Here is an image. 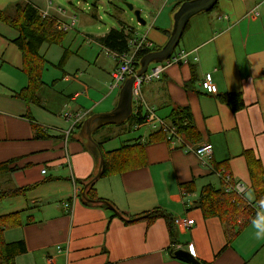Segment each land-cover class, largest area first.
<instances>
[{"label": "crops", "instance_id": "obj_1", "mask_svg": "<svg viewBox=\"0 0 264 264\" xmlns=\"http://www.w3.org/2000/svg\"><path fill=\"white\" fill-rule=\"evenodd\" d=\"M19 1L0 0V14ZM27 1L40 16L48 11V18L67 30L62 45L42 47L41 55L48 64L40 105H27L13 97L28 85L23 55L14 44L19 33L0 21V88L5 91L0 94V164L14 161L11 167L18 168L4 178L3 189L31 188L25 195L0 202V216L21 214V225L5 233L8 242L26 244L27 252L17 258V264H187L174 258L177 250L192 252L206 264H264V235L257 238L259 229L254 227L256 222L264 228V208L256 203L244 155L253 152L264 167V0H219L215 10L195 16L182 40L190 63L166 66L161 80L142 87L146 105L134 108L126 129L111 125L96 132L93 138L103 151L146 142L158 131L140 122L148 106L167 123L173 109L188 108L200 135L196 142L182 137L179 142L150 143L145 147L146 167L102 177L94 185L96 197L110 202L129 220L127 224L102 204L82 199L90 178L99 172V164L84 147L78 126L94 114L113 111L119 101L120 88H112L116 63L99 40L125 26L134 29L135 39L145 38L161 49L173 25L170 12L163 11L151 25L146 21L145 27L140 23L135 26L130 17L105 33H84V29H75L78 20L73 11L54 7L52 0ZM180 1L172 4L176 5L173 13ZM145 2L153 8L162 1ZM169 2L164 0L161 8ZM256 7L260 16L246 17ZM90 15L99 21L95 14ZM138 27L145 29L142 32ZM65 51L70 56L59 68ZM193 70L196 82L193 90L186 89ZM207 75L218 88L215 95L201 87ZM228 94L240 96L234 103L242 101L243 108L234 111L223 102L221 97ZM65 114L70 118H64ZM85 114L75 125L77 117ZM33 124L50 138L36 139ZM126 132L134 137L125 138ZM185 143L193 148L211 144L212 159L199 158ZM215 164H226L232 182L246 186L245 200L259 212L237 236L233 233L241 227L240 221L235 230L227 232L219 218L206 219L196 206L204 187H226ZM189 183L195 186L193 193L183 188ZM66 203L71 207L66 208ZM154 210H163L175 220H189L193 226L187 230L176 224L174 245L164 219L151 225L145 219L130 221Z\"/></svg>", "mask_w": 264, "mask_h": 264}, {"label": "trees", "instance_id": "obj_2", "mask_svg": "<svg viewBox=\"0 0 264 264\" xmlns=\"http://www.w3.org/2000/svg\"><path fill=\"white\" fill-rule=\"evenodd\" d=\"M185 1L187 0H181L178 8ZM0 21L6 23L19 33V37L14 41V44L19 48L23 55V72L28 78V85L26 88L19 92H14L13 97L25 102L27 105L34 104L39 106L40 93L44 87L43 73L48 64L44 56L41 55V49L45 45H62L66 38V32L59 30V23L54 18L41 17L37 8L30 1L21 0L13 4L10 6V8L1 12ZM189 26L190 23L185 30L184 36L187 33ZM134 39V29L123 26L120 30H111L99 41L106 49H108L109 52L125 53L130 50V45ZM159 49L153 47L151 49H143L140 51L136 60V70H139L140 60L145 55ZM69 56V52L65 51L64 56L58 65L59 68H63L65 66ZM192 73V80L185 86L186 89L190 90H193V86L196 82V74L194 70ZM234 98L240 99V96L228 94L221 97L223 102L232 106L234 111H238L243 108L244 103L241 101L239 105H237L234 103ZM134 108L137 109V107ZM140 109L141 108L138 107V110ZM27 118L32 119L30 115H28ZM132 118H134V116ZM146 120L147 115H145L142 118V121L140 120V122L143 124L146 122ZM167 120L170 122H166L167 125L172 128H176L181 137H184L190 142H196L199 140L200 135L195 126L192 124V116L188 108L173 109L167 117ZM81 125L82 124L78 126L79 130ZM32 126L36 132V139L45 140L50 138V136L47 135L46 132H43L38 126L35 124ZM139 126L140 125L135 126V128L138 129L137 127ZM160 140H168L167 134L163 132L162 129L150 135L149 140L146 142L139 140L130 144H122L119 149L114 151H103L101 146L102 144H100L99 146L105 158L103 177L118 175L125 171L146 167V145L150 143H156ZM168 141L172 142V140ZM244 155L248 162L251 184L255 194L256 203L259 207L264 208V167L260 161L256 159L253 152H245ZM13 162L14 161H10L0 164V202L8 198L25 195L26 192L31 189L17 188L14 186L7 190L3 189V184L5 183L4 178L16 172L18 169L16 167H11ZM214 167L221 174V176L230 175L226 164H215ZM91 179H93V177H91L90 180ZM82 184L85 185L87 182ZM183 188L185 191H189L190 193L195 191V186L192 183L185 184ZM86 194L90 199L100 201V199L96 197L94 186H89L86 189ZM196 206L202 210L206 219L214 217L219 218L226 227L227 232H229V230L231 232L235 230L236 226L238 225V221H240L241 227L237 229L238 231L233 233L234 236H237V234L242 231L243 227L249 222V220L251 218H255L258 214L252 208L246 206V201L237 197L233 193L227 192L226 187L223 189H215L213 186L204 187L199 194ZM102 207L107 208L104 205H102ZM115 214L124 219L122 215L118 214L117 211ZM19 215L21 214L16 213L8 216H0V264H17V258L27 252L24 241L8 242L5 237L7 230L19 227L21 225ZM146 215H148V217H146L145 220L149 222V225L154 223L157 219H164L167 222L172 242L175 245L178 234L176 229V220L163 210H154L152 212H148ZM124 221L126 224L129 223V220L124 219ZM172 250H174L173 246L170 248V251ZM201 263L206 264L204 262Z\"/></svg>", "mask_w": 264, "mask_h": 264}, {"label": "water", "instance_id": "obj_3", "mask_svg": "<svg viewBox=\"0 0 264 264\" xmlns=\"http://www.w3.org/2000/svg\"><path fill=\"white\" fill-rule=\"evenodd\" d=\"M218 2L219 0H187L182 3L174 15V26L170 32L167 43L161 49L148 53L140 60V68L137 73L129 77L121 87L116 108L111 112L94 114L84 121L80 128L79 137L84 141L86 150L92 154L96 163H99V172L85 186L82 193V199L84 201L88 203H100L111 211L116 212L110 202L95 201L90 199L86 194V189L89 186H94L103 177L105 169L104 155L99 144L94 140L93 135L106 126L121 125L131 118L134 110L133 85L136 78L142 77L148 71L151 64H160L170 59L179 46L190 21L199 14L212 12ZM127 6L130 11H134L133 5L127 4ZM134 14L138 23L145 26L146 21L142 19L141 11L135 10ZM146 217H148V215L140 216L130 221H141ZM174 257L187 264H202L196 259L194 254L189 251L177 250L174 253Z\"/></svg>", "mask_w": 264, "mask_h": 264}, {"label": "built area", "instance_id": "obj_4", "mask_svg": "<svg viewBox=\"0 0 264 264\" xmlns=\"http://www.w3.org/2000/svg\"><path fill=\"white\" fill-rule=\"evenodd\" d=\"M48 16H49L48 11L43 12L41 15V17L43 18H47ZM259 16H260V11H259V8L256 7L250 12H248L246 17L258 18ZM58 28L59 30H62L64 32H66L67 30V27L64 26L63 24H59ZM130 47H131L130 50L125 53H116V52H111V51L109 52L110 58H112V60H114L116 63V69L112 73V78H113L112 88L121 89V87L124 85L126 80L129 77L137 73L136 60H137L138 53L142 51L143 49L153 48V43L148 41L145 38H136L132 41ZM188 63H190L189 53L186 52L185 50H179L177 52L175 50L171 58L165 61V63L156 64L152 70L148 69V71L142 77L136 78L135 83L133 85L134 107H137V106L141 107L142 105H146L142 97V93H141L143 85L151 83L153 81L161 80L163 76V72L166 69V66L181 65V64H188ZM201 87L208 94L215 95L218 93V88L213 83L211 75L206 76V78L201 83ZM86 116L87 114L83 116H78L75 122V125L78 124L81 120H83ZM64 118L68 119L70 118V115L65 114ZM146 123L152 126V128L155 130L159 131L162 129L163 132L167 134L168 140H172V142L175 140L178 142L183 140L182 137L179 135L176 128H172L168 126L165 121L157 117L154 108H151L148 106H147ZM185 148L188 151H192V152L194 151L195 155H197L199 158L212 159L213 157V146L208 143L199 145L196 148H193L192 145L185 143ZM42 173L45 174L46 171L43 170ZM222 180L225 183L227 192L233 193L237 197L246 201L244 196L246 194L247 188L243 183L232 182V178L230 175L222 176ZM78 191L76 187L75 197H77V194L79 193ZM65 206L66 208L71 207L69 203H66ZM246 206L252 208L256 213H259L258 210L255 208V206L247 201H246ZM176 224L177 225L181 224V226H183V228L187 230H190L193 226V224L189 220H186V219L176 220Z\"/></svg>", "mask_w": 264, "mask_h": 264}, {"label": "rangeland", "instance_id": "obj_5", "mask_svg": "<svg viewBox=\"0 0 264 264\" xmlns=\"http://www.w3.org/2000/svg\"><path fill=\"white\" fill-rule=\"evenodd\" d=\"M27 1V0H22ZM54 7H62L67 11V9L73 11L77 15V22L75 29H84V33H105L106 30H108L112 25H118L119 20H125L129 19L130 17L133 19V24L135 26H138V21L136 19V16L134 14L135 10L141 11L142 14L141 17L145 21L148 22V25L153 24V20L158 18L162 12L163 14H166V12H170V17L172 18V28L170 32L173 29L174 26V7L172 4L176 0H171L167 5L164 6V8H161V5L163 4L164 0H161V4L157 7L150 8L149 6H145L147 0H89L88 2H82L80 3V0H52ZM167 1V0H166ZM127 4L134 6V11H130ZM122 10V11H121ZM81 12H85L86 15H84ZM124 12H125V18H124ZM90 13L95 14L99 21H95V19L90 15ZM164 16V15H163ZM81 22V23H80ZM98 27H100V30H98ZM145 27V26H144ZM144 27H138L139 30L144 31ZM85 42V41H84ZM183 47V41L180 42L179 46L176 48V52L179 50H182ZM165 63V62H163ZM156 64H151L149 69H153ZM145 85H143V88H146ZM121 90V89H120ZM120 90H118L120 92ZM3 89L0 88V94L4 93ZM120 94V93H119ZM131 123V120H127L124 122L122 126L117 125V127L126 129ZM124 126V127H123ZM109 130V129H108ZM112 130H118V129H112ZM132 130V129H131ZM97 133L93 135L96 136ZM134 134L131 132H126L125 138H132ZM117 145V144H116ZM115 144H110V147L116 146ZM183 227V226H182Z\"/></svg>", "mask_w": 264, "mask_h": 264}, {"label": "clouds", "instance_id": "obj_6", "mask_svg": "<svg viewBox=\"0 0 264 264\" xmlns=\"http://www.w3.org/2000/svg\"><path fill=\"white\" fill-rule=\"evenodd\" d=\"M254 227L259 229V231H257L256 233L257 238H261L262 235H264V228H261L260 225L257 224L256 222H254Z\"/></svg>", "mask_w": 264, "mask_h": 264}]
</instances>
